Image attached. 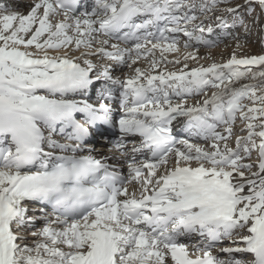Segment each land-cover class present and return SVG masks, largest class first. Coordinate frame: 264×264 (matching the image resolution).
Segmentation results:
<instances>
[{
    "label": "snow or ice",
    "instance_id": "6c2138e0",
    "mask_svg": "<svg viewBox=\"0 0 264 264\" xmlns=\"http://www.w3.org/2000/svg\"><path fill=\"white\" fill-rule=\"evenodd\" d=\"M261 17L0 0V264H264V54L237 34Z\"/></svg>",
    "mask_w": 264,
    "mask_h": 264
},
{
    "label": "bare ground",
    "instance_id": "6f19581e",
    "mask_svg": "<svg viewBox=\"0 0 264 264\" xmlns=\"http://www.w3.org/2000/svg\"><path fill=\"white\" fill-rule=\"evenodd\" d=\"M263 32V31H262ZM260 32L259 33V37H260V40L261 42H258V43H255L254 40H250L249 38L245 37V36H241L242 40L243 39H246L247 40V44L244 48V52L247 53L248 55H262L264 54V34ZM182 39H186V38H182ZM225 45H229L228 47H225ZM234 47V43H232L231 41H229L228 39L220 45L219 48L217 49H212L211 50V53L208 52V50H205L202 46H201V52H200V55H209V54H212L215 59L217 60V62H220L222 57H221V53H223V58H227V56L231 53L232 51V48ZM173 57L172 56H169V59H172ZM201 63H203V61H201ZM143 66V65H142ZM125 72L127 71L126 69L124 70ZM92 99L95 100V93L92 94ZM241 125H240V122L237 121V124H236V131L239 132V129H240ZM118 130V128H117ZM184 134L181 133V136H183ZM119 137V131L117 132V135H116V139ZM97 151H104L106 152L107 151V146L109 144L108 143H103V142H94L92 143ZM41 224V221H37V226H40Z\"/></svg>",
    "mask_w": 264,
    "mask_h": 264
},
{
    "label": "rangeland",
    "instance_id": "374dc122",
    "mask_svg": "<svg viewBox=\"0 0 264 264\" xmlns=\"http://www.w3.org/2000/svg\"><path fill=\"white\" fill-rule=\"evenodd\" d=\"M258 12H259V10L257 9V13ZM246 22L248 25L247 32L245 31L244 28L240 27L237 29V34L240 36H245V37L249 38L250 40H254L255 43L261 42L260 37H259V33L263 31L262 33L264 34V17L260 18L259 24L254 23L251 18H248L246 20ZM228 40L231 41L230 38ZM232 43H234V42H232ZM246 103H247V101H246Z\"/></svg>",
    "mask_w": 264,
    "mask_h": 264
}]
</instances>
